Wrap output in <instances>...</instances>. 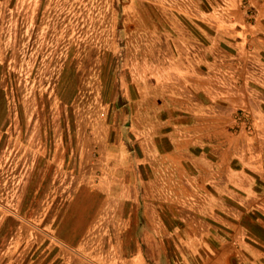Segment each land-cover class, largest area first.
I'll return each instance as SVG.
<instances>
[{"label": "rangeland", "instance_id": "374dc122", "mask_svg": "<svg viewBox=\"0 0 264 264\" xmlns=\"http://www.w3.org/2000/svg\"><path fill=\"white\" fill-rule=\"evenodd\" d=\"M219 91L264 171V0H0V264H198L152 144Z\"/></svg>", "mask_w": 264, "mask_h": 264}, {"label": "crops", "instance_id": "0c3cea01", "mask_svg": "<svg viewBox=\"0 0 264 264\" xmlns=\"http://www.w3.org/2000/svg\"><path fill=\"white\" fill-rule=\"evenodd\" d=\"M247 81L243 78L241 85ZM214 96L201 110L175 108L164 133L168 141L152 144L159 162L171 169L151 179L158 182L156 197L164 193L168 200L165 211L157 203V227L194 231L185 243L198 264H264V171L245 135L231 129L237 108L226 102L238 97L220 91ZM161 181L169 183L166 191ZM145 242L148 235L141 237Z\"/></svg>", "mask_w": 264, "mask_h": 264}]
</instances>
